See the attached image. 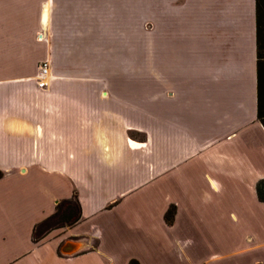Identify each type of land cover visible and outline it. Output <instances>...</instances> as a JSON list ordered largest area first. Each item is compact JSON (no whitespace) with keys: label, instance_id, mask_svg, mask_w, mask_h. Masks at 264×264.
Instances as JSON below:
<instances>
[{"label":"crops","instance_id":"obj_1","mask_svg":"<svg viewBox=\"0 0 264 264\" xmlns=\"http://www.w3.org/2000/svg\"><path fill=\"white\" fill-rule=\"evenodd\" d=\"M256 65L255 0H0V264H264Z\"/></svg>","mask_w":264,"mask_h":264},{"label":"trees","instance_id":"obj_2","mask_svg":"<svg viewBox=\"0 0 264 264\" xmlns=\"http://www.w3.org/2000/svg\"><path fill=\"white\" fill-rule=\"evenodd\" d=\"M256 9V116L264 128V0H255ZM2 174L0 173V177ZM256 197L259 202L264 203V179L259 180L255 186ZM174 206H170L164 214V222L172 223ZM129 264H137L131 261Z\"/></svg>","mask_w":264,"mask_h":264},{"label":"rangeland","instance_id":"obj_3","mask_svg":"<svg viewBox=\"0 0 264 264\" xmlns=\"http://www.w3.org/2000/svg\"><path fill=\"white\" fill-rule=\"evenodd\" d=\"M129 73L131 75L132 73L135 74L136 72H129ZM138 73H141L144 75L145 81L142 83L144 85V89H145L144 98H149L151 96L150 91H151V86H152V72L145 71V72H138ZM130 75H129V77H130ZM150 99H151V97H150ZM131 121L136 122L135 120H131ZM137 121L143 122L146 130H152V119L148 115L145 117L144 120L140 119Z\"/></svg>","mask_w":264,"mask_h":264},{"label":"built area","instance_id":"obj_4","mask_svg":"<svg viewBox=\"0 0 264 264\" xmlns=\"http://www.w3.org/2000/svg\"><path fill=\"white\" fill-rule=\"evenodd\" d=\"M48 77H49L48 63L43 62L40 64L38 68L37 87L40 89L46 87V80Z\"/></svg>","mask_w":264,"mask_h":264},{"label":"water","instance_id":"obj_5","mask_svg":"<svg viewBox=\"0 0 264 264\" xmlns=\"http://www.w3.org/2000/svg\"><path fill=\"white\" fill-rule=\"evenodd\" d=\"M71 242H64V244L60 247L59 252L64 256H70L78 252L76 246H72Z\"/></svg>","mask_w":264,"mask_h":264}]
</instances>
